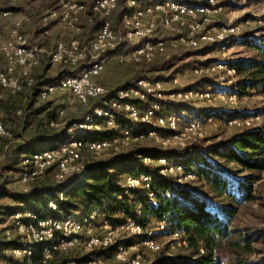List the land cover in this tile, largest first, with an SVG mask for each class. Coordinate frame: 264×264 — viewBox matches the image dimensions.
Segmentation results:
<instances>
[{
  "label": "built area",
  "instance_id": "obj_1",
  "mask_svg": "<svg viewBox=\"0 0 264 264\" xmlns=\"http://www.w3.org/2000/svg\"><path fill=\"white\" fill-rule=\"evenodd\" d=\"M1 1V0H0ZM22 0H6L14 7ZM220 0H126L121 7L119 0H93L91 15L87 14L86 23H93L97 16L101 24L90 39L56 42L47 52L50 66L61 71L52 79V83L39 85L35 99L45 103L51 96L68 95L67 106H85L89 101L97 100L93 110L80 121L71 120L67 124H58L57 118L66 113L64 109L56 111V119L48 127L63 132L61 140L53 148L35 153L19 155L18 180L22 185L39 183L49 177L51 184L69 186L87 174L82 154L98 155L110 153L115 156L151 140L164 150H186L185 157L158 160L159 174L162 177L175 178L177 182L195 178L194 169L186 171L189 163H196L195 154L200 149L195 145L203 137L206 119L183 121L174 105L188 106L192 102L221 100L235 105L240 99L236 73L230 62L232 47L242 35L239 27L221 24L218 16L223 6ZM57 8H48L39 15L43 24L57 22L65 28L80 30V19L87 6L80 0H57ZM0 8V19L14 15V11ZM122 12L119 24L112 21L113 14ZM27 18L15 19L8 36L0 31V55L4 60V70L0 73V88L11 95L19 93L24 86L32 90L36 80L30 72L39 61L44 49L37 48L28 41L24 33ZM171 32L167 38L160 35ZM46 30H42V34ZM219 50V60L192 67V75L197 78L217 77L222 81L208 82L205 87L178 86L177 73L162 72L164 77L142 78L123 88L107 89L98 82V78L110 61L118 64H131L135 67L160 63L168 60V50L180 48L189 54L203 47ZM170 71V70H169ZM226 104V103H225ZM18 115L20 112L17 113ZM260 112L227 120L226 125L246 128L259 123ZM62 126L61 130L58 127ZM113 133L102 140H88L91 133ZM0 138L12 139V133L0 120ZM124 150V151H123ZM123 154V153H122ZM149 162V159H143ZM151 176L140 174L126 177V189H149ZM58 202H51L47 210L56 211L63 199L59 194ZM149 200L154 199L152 193ZM141 205H139V208ZM98 210L80 220L43 218L41 214L26 212L17 214L13 220V231L17 234L21 248L8 251L15 264H50L57 256L66 251L80 248L93 264H102L103 256L96 253L113 247L112 260L117 264H140L139 255L130 256V251L138 247L157 252L159 245L153 239L152 229H142L133 220L112 226L107 221L98 222ZM167 227L159 223L155 231L165 232ZM176 225H171L170 238L177 246L188 247V242ZM146 235V237H143ZM129 238L134 239L127 245ZM39 251L38 260L33 256Z\"/></svg>",
  "mask_w": 264,
  "mask_h": 264
},
{
  "label": "trees",
  "instance_id": "obj_2",
  "mask_svg": "<svg viewBox=\"0 0 264 264\" xmlns=\"http://www.w3.org/2000/svg\"><path fill=\"white\" fill-rule=\"evenodd\" d=\"M125 1L121 0V7ZM92 2L93 0L88 5V15L91 16ZM121 15L120 11L117 14V21ZM100 24L98 17L93 16V23L88 26L90 30L87 40L92 37ZM236 44L242 46L245 51L244 57L230 62V67L235 70L237 84H239V97L248 95L249 92L264 97V26L261 35L243 36ZM174 59L137 67L143 72L141 70L131 72L133 79L121 87L126 88L139 79L154 78L149 75L172 69ZM175 71L173 70L174 73ZM35 80L36 86L31 90L30 101H34L39 85L53 82L42 75ZM28 104V107H32L31 102ZM97 104V100L89 101L86 104L88 110L82 113V117L90 113ZM179 105L181 106V104L174 105V112ZM28 107L27 110L30 109ZM53 111L54 108L50 102L43 103L39 107L36 112H45V129L35 128L27 140V144L29 143L27 152L22 149L23 146L26 147L27 144H25L19 146V154L51 149L60 142L63 132H57L48 127V123L56 119ZM242 116V112L239 111L215 112V117L225 124L231 118ZM82 117L74 121H80ZM112 135L113 133L109 132L91 133L87 135V139L102 140ZM201 142L202 140L200 144ZM198 143L199 141L195 145ZM187 151L188 149L137 148L127 154L110 156L103 161L90 164L87 166V174L69 186L51 183L37 185L22 196L12 195L0 188V198L8 196L25 206L22 213L41 214L43 218L80 220L98 210V222L107 221L112 226L120 225L128 219L133 220L142 229H153L159 223H164L167 230L163 233L158 232V236L168 235L170 226L176 225L185 232L188 257L172 258L161 252L153 264H222L220 252L227 248L231 250L230 253L237 260V264H246L243 261L246 259L243 257L247 258L251 255V241L239 234L233 228V223L237 207L253 199L252 185L260 179V173L264 171V126L244 130L226 142L202 150L198 156L199 161L196 163L191 164L188 162L189 159L185 160L186 171L194 169L197 178L202 180L213 197L219 200L217 203H208L204 197L198 196L187 187L174 184L171 177L166 178L159 174L158 160L185 157ZM143 159L150 161L144 162ZM218 160L233 163L241 172H247L249 175L230 179L223 174V167ZM153 162L157 165L150 164ZM143 173L151 176L152 182L148 190L124 187L126 177H137ZM61 192L64 196L57 205V210L53 212L47 210L49 203L58 202ZM150 193L154 195L152 200L148 198ZM168 196H171V199ZM139 205H141L140 208ZM133 243V238H129L126 242L127 245ZM22 245L18 240L0 242V252L21 248ZM112 251L113 247L96 254L103 256L104 259L109 257L112 260ZM38 256L39 251L33 256L34 261L38 260ZM2 257L8 263H14V260ZM66 263V259L57 262V264Z\"/></svg>",
  "mask_w": 264,
  "mask_h": 264
},
{
  "label": "rangeland",
  "instance_id": "obj_3",
  "mask_svg": "<svg viewBox=\"0 0 264 264\" xmlns=\"http://www.w3.org/2000/svg\"><path fill=\"white\" fill-rule=\"evenodd\" d=\"M87 6V11L85 14H82L80 19V30L65 28L61 24L57 23H47L43 24L39 21V15L43 10L48 8H57V0H22L17 3L13 8L8 6L6 2L0 4V8H8L14 11V15L8 16L7 18L0 19V31L7 32V30L12 28L14 20L27 18V21L24 23V33L29 42L34 44L37 48L44 49L45 53H42L39 56V63L34 66L33 70L30 72V77L35 79L38 76H45L47 79L54 78L61 69L56 66H50L49 59L47 57V52H49L56 42L59 41H69L73 39L84 40L87 39L89 34V27L86 24V17L88 14V5L91 3V0H80ZM121 0H119V4ZM223 9L218 16V22L221 24H232L239 27V34L243 36H259L262 33V28L264 26V0H220ZM121 6V5H120ZM120 10L113 14L112 21L119 24L121 16L117 21V14ZM46 30V33H40V31ZM171 32L164 31L160 36L167 38L170 36ZM241 37V38H242ZM45 40V41H42ZM219 50L214 47H203L197 52L193 53L196 56H188L186 60L180 61L182 56H186L189 53L179 50L172 51L168 50V60H173L174 66L168 74L173 72L177 73L176 77L178 79L179 85L181 87H199L203 88L208 82H216L220 84L222 81L217 77V80H212L213 78L201 79L192 75L191 69L195 64H209L214 61L219 60ZM230 52V56L234 59L241 58L245 56V51L242 46L235 44ZM186 54V55H185ZM0 61L3 64V59L0 55ZM167 60H161L166 62ZM3 69V67L1 68ZM137 67L131 64H118L116 62L110 61L106 66L105 70L101 73L98 78V82L106 87L107 89H115L123 86L126 82H130L133 79L131 72L139 71ZM146 70V69H144ZM143 72V70H141ZM166 72V71H165ZM152 77H164L163 73H158L155 75H149ZM30 90L24 86L22 90L16 94L11 95L6 91L0 90V120L1 123L9 130L13 138L4 139L0 138V188L3 191H6L15 196H22L27 194L30 189L37 185H43L51 183L50 178L47 177L39 183H31L29 185H22L18 180V171H19V146L27 144V140L30 138L31 133L35 128L40 127V120H43V117H40L36 111L26 110L27 102H30ZM58 98L59 101L56 102L54 96L49 99V102L52 104L56 103L52 108H54L53 115L56 117V111L58 109H64L65 114L61 118H57V123L67 124L69 121L76 118L82 117V113L87 111L86 106H67L68 95L61 94ZM55 101V102H54ZM47 102V101H46ZM226 103V104H225ZM221 100L213 101H196L188 106L181 107L180 105L175 110V112L182 115L183 121L189 120H200L206 119L205 128L203 131L202 142L196 145L199 152L195 155L199 156L202 150H205L208 147L217 145L222 142L228 141L231 137L238 135L244 130H251L256 128H261L264 126V97L257 94L250 93L245 96H240V99H236V104H230ZM42 103L36 102L35 108H38ZM8 110L10 112V117L5 120L3 119V111ZM182 110V111H181ZM219 110L225 111H239L242 112L243 116L250 115L255 112L261 113V120L259 123L254 126L246 128H236L227 126L223 121L215 117V112ZM22 112L21 115L17 116L15 112ZM52 112V111H51ZM15 114V115H14ZM62 126L58 127V130H61ZM55 130V129H54ZM29 144V143H28ZM28 144L24 148L25 151L28 148ZM200 144V145H199ZM141 148H156L164 150L155 142L151 140L143 141L142 143L132 146L126 151L122 152L123 154L129 153L131 150ZM27 152V151H26ZM117 155H122V153L117 152ZM110 153L91 155L88 153L82 154L83 165L89 166L92 163L103 161L109 158ZM223 167V174L228 176V178H236L247 176L249 173L241 172L233 163H226L225 161L218 160ZM157 165V163H150ZM174 184L185 186L188 190L194 192L198 196L204 197L208 203H217L218 199L214 198L213 195L209 192L202 182L198 179L197 176L192 178L190 181H182L179 183L175 178H172ZM253 199L251 202L244 203L237 207L236 218L234 219L233 228H235L239 234L246 236L251 241V250L252 253L249 255L246 260L243 259L246 264H264V171L260 173V179L252 185ZM171 199V196H168ZM24 205L14 201L12 198L6 196L0 198V242L18 240L17 234L13 231V220L15 215L21 214L24 209ZM99 221V220H98ZM154 235V236H153ZM152 237L155 239L159 245L157 252H151L148 248L138 247L134 251H130V256L139 255L140 264H153L158 256L161 255V252H164L165 256L176 257V258H185L188 257L189 251L185 247H180L175 244L170 238L164 235H159L155 231V228L152 229ZM228 249V248H227ZM224 249L220 252V257L222 264H237V260L230 253L231 250ZM5 256L9 259L8 251L0 252V264H11L5 261L2 257ZM61 259H66V264H93L91 259L82 251L80 248L72 249L66 251L65 254L53 258L50 264H57ZM15 264V263H13ZM102 264H117L116 261L111 260L109 257L105 258ZM119 264V263H118Z\"/></svg>",
  "mask_w": 264,
  "mask_h": 264
},
{
  "label": "crops",
  "instance_id": "obj_4",
  "mask_svg": "<svg viewBox=\"0 0 264 264\" xmlns=\"http://www.w3.org/2000/svg\"><path fill=\"white\" fill-rule=\"evenodd\" d=\"M2 2H6V0H1L0 1V4L2 3ZM6 4H7V2H6ZM50 23H52V22H50ZM53 23H57V22H53ZM58 24V23H57ZM87 24V23H86ZM87 26H89L88 24H87ZM3 33V32H2ZM40 33H42V29H41V31H40ZM8 34H9V29L7 30V32H5L4 34H3V36L6 38L7 36H8ZM94 34V33H93ZM83 40V39H82ZM42 41H45V40H42ZM3 64H4V62H3ZM3 67V69H1ZM4 70V66H2V62L0 61V73L2 72ZM0 90H2L1 88H0ZM2 91H5V90H2ZM7 93V92H6ZM18 94V93H17ZM30 94H31V90H30ZM32 95V94H31ZM31 95H30V97H31ZM59 95H61V94H57V95H55L54 96V99L56 100V102H58L59 101ZM52 97V96H51ZM50 97V98H51ZM49 98V99H50ZM49 99H48V101L47 102H45V103H48L49 102ZM30 100H31V98H30ZM31 103H32V107H28V102H27V106H26V108L28 107V108H30L29 110H33V111H37L38 109H39V107L40 106H42L43 105V103L38 107V108H35V106H36V102H39V101H37L36 99H35V96H34V101H30ZM55 102V101H54ZM39 103H41V102H39ZM56 103H53L52 102V104H51V106L53 107L54 105H55ZM27 110V109H26ZM18 112H20V111H17V112H15V114L17 115V116H19V115H21L22 114V112H20V114L18 115L17 113ZM34 113H38V112H34ZM14 114V115H15ZM10 115V112H8V110H6V111H3V119L5 120V124L7 123V119L10 117L9 116ZM38 115L40 116V117H43V120H40L39 122H40V127L38 128L39 130L40 129H45L44 128V124H45V112H40V113H38ZM45 126H46V124H45ZM58 132V131H57Z\"/></svg>",
  "mask_w": 264,
  "mask_h": 264
}]
</instances>
